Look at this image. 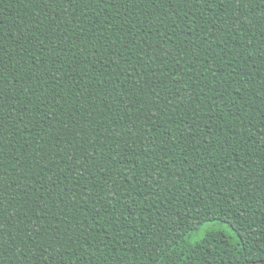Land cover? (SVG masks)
I'll list each match as a JSON object with an SVG mask.
<instances>
[{
  "label": "trees",
  "instance_id": "16d2710c",
  "mask_svg": "<svg viewBox=\"0 0 264 264\" xmlns=\"http://www.w3.org/2000/svg\"><path fill=\"white\" fill-rule=\"evenodd\" d=\"M0 264H264V0H0Z\"/></svg>",
  "mask_w": 264,
  "mask_h": 264
},
{
  "label": "rangeland",
  "instance_id": "374dc122",
  "mask_svg": "<svg viewBox=\"0 0 264 264\" xmlns=\"http://www.w3.org/2000/svg\"><path fill=\"white\" fill-rule=\"evenodd\" d=\"M210 229H219V230H223L225 232H228L230 235L234 234L226 225L224 224H219V223H207L205 225H203L199 231L195 232L192 236H191V240L192 241H196L198 240V238H200V236L205 233L207 230Z\"/></svg>",
  "mask_w": 264,
  "mask_h": 264
}]
</instances>
